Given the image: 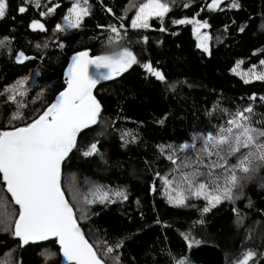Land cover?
<instances>
[{"label":"trees","instance_id":"1","mask_svg":"<svg viewBox=\"0 0 264 264\" xmlns=\"http://www.w3.org/2000/svg\"><path fill=\"white\" fill-rule=\"evenodd\" d=\"M132 1L103 0L101 4L100 0H89L91 15L84 18L81 28L57 32L55 26L62 24L72 0H51L59 7L50 16H41L45 9L32 5L20 14L17 9L24 0H7L9 9L0 19V40L9 38L0 47V130L23 126L54 102L67 86L65 72L76 52L88 50L95 56L129 48L139 61H151L154 68L162 71L167 84L133 65L116 81L101 82L93 89L102 111L97 124L78 136V147L84 150L98 142L99 153L85 158L74 149L71 160L62 165L61 188L74 205L78 219L79 209L85 206L84 198H90L92 189L122 191L128 199L113 196L115 203L88 206L90 221H79L84 231L105 229L112 241L124 238L125 247L120 250L123 264H174L182 255L193 264H232L248 249L257 252L250 264L257 259L258 264H264V257L259 256L264 252V168L250 180L242 181L244 187L236 193L239 199L224 201L203 214L204 225L196 222L202 217L200 210L206 201L189 197L186 204L195 207L173 206L161 194L160 181L163 176L181 179L182 173H191L197 167L207 172L209 160L216 161L217 157L205 156L197 165L202 139H196L194 148L179 146L191 145L196 135L215 134L237 109L251 104L253 119H264V100L260 99L264 96V81L245 83L246 79L233 71L242 62L244 68L255 65L264 73V65L259 63L264 59V0H238L239 9L228 6L231 0H223L222 10L216 11L206 7L211 0H167L170 11L164 17V32L159 31L161 22L156 17L150 19L148 29L133 30V13H125ZM185 4L189 7L185 8ZM197 12L195 18L210 25V55L196 47L193 25L172 23L174 19L193 18ZM33 20L43 23L46 30H33ZM121 23V34L127 35L115 39L107 26L119 27ZM109 36H113L111 42ZM143 36L148 37L147 43ZM47 40L49 48L44 52L30 45ZM17 51L30 59L18 63ZM29 75L36 76V85L26 105L19 108L24 115L11 120L18 108L3 92ZM40 92L37 100L34 96ZM253 95L255 100H250ZM161 120L163 123H159ZM169 152L176 157L175 163L167 157ZM2 184L0 178V206L5 205L11 222L17 216L18 205ZM249 200L251 207L247 206ZM233 208L243 218L239 224L235 223L237 213ZM157 218L160 223H155ZM182 234L203 243L193 245L189 251ZM89 242H93L91 238ZM10 257L13 264H61L62 258L54 240L21 247L11 230L4 231L0 224V264Z\"/></svg>","mask_w":264,"mask_h":264},{"label":"snow or ice","instance_id":"2","mask_svg":"<svg viewBox=\"0 0 264 264\" xmlns=\"http://www.w3.org/2000/svg\"><path fill=\"white\" fill-rule=\"evenodd\" d=\"M89 0H72L67 8V14L63 15L62 24H57V32H66L69 29H79L85 17L91 15L88 6ZM103 0H100L102 4ZM223 0H211L206 7L210 11L222 10L220 8ZM27 5L40 8L41 0H24L17 11L25 13ZM231 8L239 9L238 0H231L228 5ZM59 5L48 7L47 11H41V16H50ZM189 7L188 4L184 5ZM9 9L7 0H0V19L6 16ZM203 10V8L201 9ZM112 12L111 8H107ZM170 11L167 0H146L136 9L135 15L131 18V28L133 30L148 29L149 20L156 17L161 22L159 31H166L164 17ZM183 18L172 20L173 24H191L193 32L197 36V48L210 55L208 33H200L201 28H208L207 21L195 18ZM123 19V17H120ZM98 27H103L97 25ZM33 30L45 31V25L39 20H33L30 24ZM108 30L115 34V39H122L120 29L124 28L121 23L119 27L108 25ZM227 30V26H225ZM241 32L243 28L239 29ZM175 34V33H173ZM143 41L147 43L148 37L143 36ZM9 38L5 36L0 40V47L4 46ZM111 42L113 36H109ZM47 45H45L46 47ZM39 48L40 45H37ZM63 47V45H61ZM30 59L24 52L16 54V61L23 62ZM158 63V62H157ZM264 65V59L259 61ZM133 65H139L148 76L154 77L157 81L166 83V76L157 68H154L151 61L141 62L137 56L129 50L122 48L119 52L106 53L102 55L90 56L88 50L78 51L72 56V62L65 73L67 85L56 96L54 102L48 104L41 113L23 126H13L0 130V178L2 186L10 194L12 201L18 205V213L11 225L5 221L4 231L11 230L13 237L18 238V243L22 247L30 242L47 241L55 238L54 242L59 245V251L68 264H123L120 250L125 247V239L119 238L112 241L108 238L105 229L89 228L85 232L82 228L81 219L90 221L88 216L90 208L88 206L99 202L100 204L115 203L107 191L98 187L91 198H84V207L79 209L78 219L74 205L69 203L61 188L62 165L71 160V155L75 149L85 158L99 153L98 142H93L82 150L78 147V136L85 129H90L97 124L102 111V105L93 94V89L100 81H116L127 73ZM90 67L96 71L90 73ZM255 67V65H253ZM235 71V69H233ZM257 80L264 81V73L253 74ZM147 78V76L145 77ZM245 80V83H248ZM24 81L17 82V88L13 91L23 95L22 86ZM173 87V85H168ZM9 101H15V95L7 97ZM255 100V95L249 98ZM264 100V96L260 97ZM22 107L18 104L17 112L12 114L11 120L21 119L23 113L19 111ZM247 113L248 115H245ZM253 106L249 104L244 109H237L231 113L232 118L227 120L226 126H220L215 134L208 133L206 136H194L195 139H202L203 145L197 153V165L203 157H217L216 161L209 160L206 167L207 172H201L199 167L191 173H182L181 183L187 185L188 195L185 189L177 186L168 194V203L176 207H186L189 196L203 198L206 205L200 210L202 217L196 223L204 225L206 221L203 214H207L211 209L216 208L224 201L235 202L239 199L237 190H242V181L250 180L258 169L264 168V119L255 121L253 119ZM264 115V114H262ZM11 120L9 123H11ZM163 123V120L159 121ZM123 139V136L121 137ZM181 149L195 147V145L182 144ZM172 160V156L168 157ZM229 158L235 160L232 163ZM175 163V160H172ZM218 169L214 172L212 169ZM159 175V173H157ZM203 177L205 182H199L198 178ZM222 181V182H221ZM166 185L171 182L165 181ZM264 186V185H262ZM113 196L127 200L128 196L122 191H116ZM139 204V201H137ZM248 207L252 206L251 200ZM237 213L235 223L239 224L243 218L239 216L236 208L232 209ZM98 215V213H93ZM7 219V214H5ZM155 223H160L159 219ZM190 251L193 245L199 246L202 240L195 239L187 234H182ZM89 238L93 241L89 242ZM131 239V236L127 237ZM243 243V242H242ZM97 249H100L98 252ZM264 257V252L259 254ZM257 257V252L248 249L239 257L232 261V264H250L253 258ZM174 264H193L186 255L175 259ZM253 264H258L254 261Z\"/></svg>","mask_w":264,"mask_h":264},{"label":"rangeland","instance_id":"3","mask_svg":"<svg viewBox=\"0 0 264 264\" xmlns=\"http://www.w3.org/2000/svg\"><path fill=\"white\" fill-rule=\"evenodd\" d=\"M81 2H82V0H81ZM145 2H146V0H133L129 4V6L127 7L125 13L128 14V13L132 12L133 16H134L135 12H136V9L139 7V5L141 3H145ZM53 5L54 4H51V0H41V7H43L45 9V11H47L48 7H52ZM152 18H150V19H152ZM149 22H150V20H149ZM208 29H209V27L208 28H201L200 29V33L203 34V33L206 32V33H208V35L210 37ZM193 34H194V32H193ZM194 37H195V39H196V41L198 43L196 34H194ZM30 45L34 49L39 50L41 52H44V51H47L48 48H49V40H47L46 42H43V43L33 42ZM37 45H40V47L38 48ZM45 45H47V46L45 47ZM208 46H209V50H210V48H211L210 39L208 41ZM234 69H235V71H234L235 73H237L238 75H240L241 77H243L246 80H253V79H255L253 77V74L262 73V70L259 67H253L252 66V67H249V68H244L242 62L237 63V65L235 66ZM20 80L24 81L22 89H21L23 91V93H24L23 95H19L16 92L13 91L14 89L17 88V82L20 81ZM20 80H18L16 83L11 85L10 87L6 88L5 91L3 92V95L6 98L9 95H15V101L16 102H13V101H10V102L13 103V105L16 108H18V104L21 105V106L26 105L27 101L29 100L31 91L36 85V76L35 75H29V76H27L25 78H22ZM0 97H1V94H0ZM40 97H41V92L39 94H37V96L36 95L34 96V98H36L37 100H39ZM200 137H203V136H200ZM193 144L196 146V139L194 140V142L191 145H193ZM163 149H165V147H163ZM169 156H172V160H175V158H176L173 155L172 152H169L167 154V157H169ZM160 181H161V194L165 197V199L167 201H168V194L169 193H171L172 195H175V192L172 191V189H175L177 186H179L180 188L185 189V194L188 195L187 185L181 183V179L180 178L176 177V179L175 178H171L170 179L168 176H163ZM165 181H169L171 183L166 185ZM199 182H204V181H199ZM263 183H264V181H263ZM96 189L97 188L92 189V192L94 193L96 191ZM102 190L107 191L111 197H113L112 194L116 192V191H110V190L105 189V188H102ZM189 197H191V196H189ZM90 198H91V196H90ZM192 198H195V197H192ZM4 206H0V217L2 219V220L0 219V221H5L9 225H11V222L9 221L10 219H9V216H8V213H7V209L5 210ZM5 214H7V219L5 217ZM0 224H1V227L4 229V226H5L4 223H0ZM1 264H13V262L11 260V257L6 259L5 261H3Z\"/></svg>","mask_w":264,"mask_h":264},{"label":"water","instance_id":"4","mask_svg":"<svg viewBox=\"0 0 264 264\" xmlns=\"http://www.w3.org/2000/svg\"><path fill=\"white\" fill-rule=\"evenodd\" d=\"M89 55L90 56H93L90 52H89ZM71 62H72V60H71ZM71 62L69 63V65L71 64ZM69 65H68V67H67V69H66V72L68 71V68H69ZM95 69L94 68H91L90 67V73H92V74H94L95 73ZM65 72V73H66ZM101 82H104L103 80L102 81H100L99 83H101ZM98 83V84H99ZM63 191V190H62ZM65 198L67 199V197H66V195H65ZM68 200V199H67ZM83 228V227H82ZM84 230V229H83ZM52 240H55V238H50L49 240H47V241H36V242H30L28 245H36V244H42V243H46V242H49V241H52ZM28 245H24L25 247L26 246H28ZM61 256H62V258H61V264H68V262L65 260V258L63 257V254L61 253Z\"/></svg>","mask_w":264,"mask_h":264},{"label":"bare ground","instance_id":"5","mask_svg":"<svg viewBox=\"0 0 264 264\" xmlns=\"http://www.w3.org/2000/svg\"><path fill=\"white\" fill-rule=\"evenodd\" d=\"M57 13V12H56ZM32 19V18H31ZM0 32H1V30H0ZM18 52V51H17ZM4 82V81H3ZM157 123V122H156ZM6 189V188H5Z\"/></svg>","mask_w":264,"mask_h":264}]
</instances>
